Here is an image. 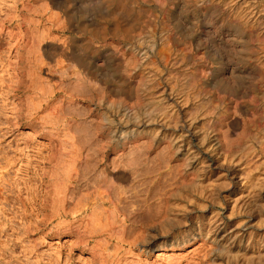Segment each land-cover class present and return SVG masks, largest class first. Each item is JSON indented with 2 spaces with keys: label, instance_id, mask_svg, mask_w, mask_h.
Listing matches in <instances>:
<instances>
[{
  "label": "bare ground",
  "instance_id": "bare-ground-1",
  "mask_svg": "<svg viewBox=\"0 0 264 264\" xmlns=\"http://www.w3.org/2000/svg\"><path fill=\"white\" fill-rule=\"evenodd\" d=\"M78 1L90 19L76 22L68 0L47 3L60 31L78 34L64 38L68 46L45 48L43 31L30 37L49 60L33 50L31 110L57 132L44 224L102 261L121 248L174 258L189 231L172 240L164 232L187 214L186 203L179 206L187 190L200 192L208 181L234 188L233 173L249 179L264 166V0ZM40 72L48 88L37 85Z\"/></svg>",
  "mask_w": 264,
  "mask_h": 264
},
{
  "label": "rangeland",
  "instance_id": "rangeland-1",
  "mask_svg": "<svg viewBox=\"0 0 264 264\" xmlns=\"http://www.w3.org/2000/svg\"><path fill=\"white\" fill-rule=\"evenodd\" d=\"M48 1L50 0H0V264H264V241H257V237L249 240V233L252 231L264 235V183L260 184L261 181H257L261 180L258 177L264 174L262 165L258 169H253L250 173L251 177L249 174L250 180L245 178L247 177L245 174L240 176L233 173L234 188L229 185L230 188L226 186V188L220 187L218 190L219 181L216 182V185L214 184L215 187L209 186L208 182L210 183V181L204 177L208 181L205 182L206 189H202L203 191L200 192L194 188L187 190L185 195L187 197L179 200V206L186 203V207H184L186 209L188 207L187 214L182 216L181 213H177L176 217L171 215L174 222L171 221L172 224L169 223L170 226H166L165 232L168 233L164 232L165 236L172 240V237L180 231L186 229L189 231L187 242L185 241L184 244L175 248L174 258L157 259L155 253L141 255L140 258H137L134 253L127 254L126 249L121 248L120 253L117 252L114 255L115 258L113 256L102 261L88 248H83L82 245L81 247L75 239L73 240L68 235L58 236L59 238L55 236L54 230L49 229L52 227L51 225L47 229L44 224L46 217L42 206L43 194L45 187L49 184L47 182L49 175L47 176V174H50L48 172L52 169L50 161H53L52 154L55 152L53 151L55 150L53 142L56 143L57 132L48 122V118L31 110L32 104H35L37 100L36 94L33 93L35 90L29 84L32 75L29 73L32 68L29 62L37 51L39 52L35 55L43 57L45 62H49V60L47 61L44 56L43 47H40L43 50L34 49L36 48L34 46L32 49L30 37L32 35L36 37L39 31V34L42 31L48 33L50 38L47 39L52 40H46L44 45L45 48L50 49L60 44L68 46L66 38L70 35H78L75 32L60 31L59 21L57 18L55 20L52 13L48 12ZM53 1L65 2V0ZM68 1L70 13L76 16H74L76 22L90 19L91 15L88 12L91 11L90 9L84 15L78 0ZM225 1L229 2V0ZM45 2L46 4H44ZM233 2L234 0H230V3ZM237 2L242 3L243 0H237ZM227 4L229 6V3ZM78 6L82 9L79 12ZM43 10L45 11L43 12ZM73 11L78 13L74 14ZM50 16L52 19L49 18ZM36 20H38V25ZM32 21H35V26ZM54 22L56 24H53ZM50 23L52 24L50 25ZM47 29L50 30L46 31ZM157 63L156 60L154 68L159 70L162 67V72L159 71L163 73L164 67L161 62ZM107 67L105 65L102 71L105 72ZM241 69L243 70L244 67ZM159 71L156 73H160ZM164 73L166 74V71ZM46 75L45 72H40L39 77H42V82L37 84L39 87L43 85L44 89L49 87L43 83L47 80ZM41 83L43 84L41 85ZM261 85L259 87L264 89V84ZM101 107L94 108L96 119L103 117L104 110H101ZM103 107L102 109H104ZM217 174L212 178H218ZM252 179L254 183L251 184L258 183L260 187L248 188L249 181L253 182ZM208 186L215 189H209ZM188 197L189 200H187ZM238 205L242 206L238 207ZM229 216L231 217L228 218ZM179 217L182 222L185 221L183 225L179 223L181 221ZM196 219L200 222L202 220V232L198 233L195 228ZM209 219L211 223H209ZM211 226L212 228L217 227L213 231ZM122 251L125 253L123 254ZM111 260L114 262L112 263Z\"/></svg>",
  "mask_w": 264,
  "mask_h": 264
}]
</instances>
